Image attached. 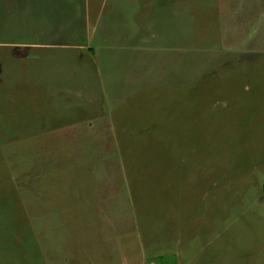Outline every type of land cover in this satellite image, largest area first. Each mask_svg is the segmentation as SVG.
<instances>
[{
    "label": "rangeland",
    "instance_id": "obj_1",
    "mask_svg": "<svg viewBox=\"0 0 264 264\" xmlns=\"http://www.w3.org/2000/svg\"><path fill=\"white\" fill-rule=\"evenodd\" d=\"M125 2L0 37V264H264V0Z\"/></svg>",
    "mask_w": 264,
    "mask_h": 264
},
{
    "label": "crops",
    "instance_id": "obj_2",
    "mask_svg": "<svg viewBox=\"0 0 264 264\" xmlns=\"http://www.w3.org/2000/svg\"><path fill=\"white\" fill-rule=\"evenodd\" d=\"M61 1H63V0H0V37H11V36L13 38L19 37L18 36V31H14V29L7 31L8 29H6V27H10V26L14 27L15 24H16V22H18L19 19H21V16H20L21 4H24L23 7H25V8H27V6H28V5H26L27 3L30 4V10H31L30 12L31 13H30L29 16H30V21L32 23L34 21V19H36V18H34V13L36 14V12H33V11L35 9L38 10L39 4L43 5V4L46 3V5H48L49 3H52V2H61ZM68 1L75 2L76 0H68ZM125 1L128 2V0H125ZM127 6H128V8H131L132 3H129ZM31 26H32V24H31ZM49 28L50 27H46L45 28L44 26H42V30H33L32 27H31L30 28V35H29V37L30 38H33L34 37L35 39L31 40L29 43H27V42H22V43H7V44H5V46L6 47H12L13 49H21V50H24V51L25 50L26 51L29 50V51H31L33 53H39V52L46 51V50H48V51L49 50H53V48L55 47L54 45L55 44L57 45V44H60V43H53V42H49V41H45V40L40 41V40L37 39L38 37H42L43 39L47 38L50 35V30L51 29H49ZM77 31H79L78 28L77 29H74L72 31H69V33H67V35H71L73 37H78V36H76L77 35ZM71 45L72 46L64 45L63 48H72V49H64V50H66V51H68V50L74 51L75 48L79 46V43H77V44H71ZM71 77H73V76H71ZM86 85H84V86H86ZM83 90L85 92H83V93H77L76 92L75 93L76 96L73 98L74 100L72 102L78 103V102H80L78 100L81 97H84V96L86 97V95H88L90 93V91L88 89H85L84 88ZM70 93H72V91L71 92H68L66 90V93L65 94H70ZM77 96H81V97H77ZM62 99H64V98H62ZM85 100H87L89 102H94V99H91V98H86ZM74 107H78L79 108V106H74ZM91 107L94 109L93 106H91ZM82 110H83V108L81 107V111ZM85 119H87V120H85ZM90 120L92 122H88ZM101 120H103V119H102V117L99 114H98V116L94 117V119L93 118H90V117L89 118L84 117L83 119L77 118L76 120H69L65 124L66 125L65 128H74V130H71V132L72 133H76V129L78 127H81V125L82 126H85L86 125L87 129L84 131V133H89V130L90 129L91 130L92 129H97L98 131L100 129V131H101V129L106 128L105 125H104L106 122H100ZM53 123H55V122H53ZM47 127L50 128V129H47V130H39L36 133H52V132L56 131V130H54L52 128V127H55V124L50 123V125H48ZM47 127H45V128H47Z\"/></svg>",
    "mask_w": 264,
    "mask_h": 264
}]
</instances>
